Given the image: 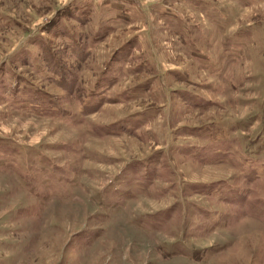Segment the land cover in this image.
<instances>
[{"label":"rangeland","instance_id":"1","mask_svg":"<svg viewBox=\"0 0 264 264\" xmlns=\"http://www.w3.org/2000/svg\"><path fill=\"white\" fill-rule=\"evenodd\" d=\"M0 264H264V0H0Z\"/></svg>","mask_w":264,"mask_h":264}]
</instances>
